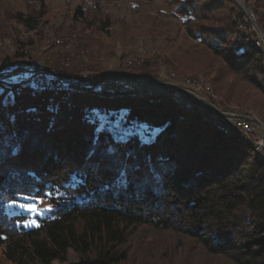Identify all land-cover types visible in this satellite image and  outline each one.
Returning a JSON list of instances; mask_svg holds the SVG:
<instances>
[{
  "label": "trees",
  "instance_id": "trees-1",
  "mask_svg": "<svg viewBox=\"0 0 264 264\" xmlns=\"http://www.w3.org/2000/svg\"><path fill=\"white\" fill-rule=\"evenodd\" d=\"M23 1L0 0V40L14 23L41 32L45 0ZM86 1L54 29L75 34L83 53L105 46L87 29L126 26L99 10L102 0ZM134 2L161 4L199 42L182 48L165 34L171 59L210 79L212 102L264 123V54L243 43L235 0ZM244 2L264 31V0ZM15 43L20 57L34 42ZM54 54L51 67L83 77L58 63L66 55L56 45ZM157 63L142 60L130 73L151 74ZM94 64L91 82L67 91L34 88L36 74L21 68L0 76V264H57L70 252L79 264H264V157L197 104L117 84L101 90L107 74ZM21 196L49 204L34 226L7 208Z\"/></svg>",
  "mask_w": 264,
  "mask_h": 264
},
{
  "label": "rangeland",
  "instance_id": "rangeland-1",
  "mask_svg": "<svg viewBox=\"0 0 264 264\" xmlns=\"http://www.w3.org/2000/svg\"><path fill=\"white\" fill-rule=\"evenodd\" d=\"M242 1L244 2V0ZM12 2L19 8L24 5L23 0H12ZM45 3L48 6V12L43 18L40 33L37 34V30L27 31L23 25L14 23L13 35L0 40V61L6 57L11 58V61H9V67H3L2 70V66H0V74L5 75L4 71L14 72L17 68H21L36 74L35 76L42 77L45 76L44 74L50 73L47 71L50 70L51 74L53 73L61 76L65 78V81H70L69 85L72 86L78 81L83 83L91 82L93 77L90 76V73L92 72L90 67H93L95 65L94 62L96 61L102 64L103 73L107 74L106 80L100 85V88L103 91H106L114 84L124 88H135L139 91H146L149 93H160L159 91H163L161 93H167L170 96L172 95V98L174 97L178 103L183 104L186 107H191V105L197 104L205 112H208L209 114L213 113L207 108H202V105L194 99L185 96L182 99L177 97L175 94H172L173 91L171 89L153 87L138 81L134 77L127 76V74H135L130 73L131 71L129 68L131 66H136L145 59H154L158 61L156 64L157 66L155 65L154 72L151 74L143 73L141 76L148 79L174 81L175 83L182 84L207 98V91L210 92L213 97L218 98L212 91L210 79L203 75H194L191 71L183 70L178 63L171 59V55L167 49L168 41L165 34L176 38L182 48L195 47L199 42L188 36L184 27L180 26L179 28L175 23L176 19L162 15L160 10L166 8L161 4L160 7H157V4L149 3H140L138 6L134 0H102V8H94L93 10L96 11L99 9L103 11L113 21L124 20L126 26L123 28L122 25L117 23L108 27L106 30H101L98 24L94 25L91 29H87L86 32L88 34L95 36L105 46L104 49L93 47L89 52L86 51L83 53V51H80L74 46L75 41L71 39L75 34L71 35L70 33H65L64 35H58L54 29L60 25L67 14L71 15L80 5H84L85 7L89 6V2L86 0H45ZM244 4L246 5L245 2ZM238 6L240 7L239 4ZM246 7L253 18H250V20L259 30L260 26L257 23L256 18L250 8L247 5ZM151 15L162 17V19L164 18V20L168 21L170 25L159 26L160 24L158 22L147 20V17ZM246 16L247 15L245 14V18L248 17ZM238 21L240 20L238 19ZM253 23L248 22L249 28H253ZM16 37H21L22 39L31 38L34 42L33 45L22 50L25 51V56L15 57L18 51H20L15 43ZM58 39H62L61 42L63 43H59ZM55 45L66 55L65 59L58 60V63H60L65 69L78 67L77 69H79V71L81 70L83 77L70 76L66 72H62L60 69L50 66V63L56 60L54 54ZM96 65H98V63ZM34 70H37L36 72H38L39 75L38 73L33 72ZM35 76H33V79H35ZM192 76H196V78H190ZM56 78L59 80L58 77ZM184 79L185 81H188V79L198 81L202 85V89L194 90L192 86L185 83ZM229 105L231 109L228 112L238 113L237 111H234V108L237 106L232 103ZM260 130L262 131L261 128ZM21 205L34 206L37 211H28L25 207H21ZM7 208L13 213L29 215L31 219L25 222V225L27 226L36 225L37 221L34 220V217L43 216L50 209L49 204L45 200H32L29 196H21L20 200L8 203ZM56 263L79 264L74 252H70L65 260H56Z\"/></svg>",
  "mask_w": 264,
  "mask_h": 264
},
{
  "label": "built area",
  "instance_id": "built-area-1",
  "mask_svg": "<svg viewBox=\"0 0 264 264\" xmlns=\"http://www.w3.org/2000/svg\"><path fill=\"white\" fill-rule=\"evenodd\" d=\"M247 17V16H246ZM248 22L252 21L250 20V17L244 18V21H240V24L243 26L244 30H249V38L247 39H255L256 41H259V43H264V38L261 36L260 32L256 31V25L253 24V28H249ZM63 43V42H59ZM5 74L11 75L12 71H4ZM45 76H38L35 79H33V83H36L39 85V87H63L65 85H69L70 81H65V78L47 73L44 74ZM59 80H57V78ZM185 81V79H184ZM186 84H189V86H192L194 90H200L202 89V85L198 84V81H185ZM172 94H175L179 98H183L185 95L172 90ZM186 97V96H185ZM230 120H234V124L237 126V131L241 133H245L247 138L254 139L259 142V145L264 150V136L260 133L259 126L256 124H253L250 120H245L241 118H230Z\"/></svg>",
  "mask_w": 264,
  "mask_h": 264
},
{
  "label": "water",
  "instance_id": "water-1",
  "mask_svg": "<svg viewBox=\"0 0 264 264\" xmlns=\"http://www.w3.org/2000/svg\"><path fill=\"white\" fill-rule=\"evenodd\" d=\"M235 1L240 5V7L245 12V14L252 19V15H251L250 11L248 10V8L246 7V5L244 4V2L242 0H235ZM259 30H260L261 36L264 38V31L260 27H259ZM47 71H49L51 73L50 70H47ZM127 76L134 77L138 81L143 82L147 85L177 91V92L185 95L186 97L194 99L196 102H198L199 104L202 105V108H207L208 110L212 111L218 118H241V119L251 120L260 126V128L262 129L263 134H264V123L256 115H252V114L246 115V114H239V113L224 111L220 107H218L215 103L211 102L204 95H202L196 91H193L192 89H190V88H188L182 84L175 83L174 81L159 80V79H148L144 76H141V75L139 76L136 74H127Z\"/></svg>",
  "mask_w": 264,
  "mask_h": 264
},
{
  "label": "bare ground",
  "instance_id": "bare-ground-1",
  "mask_svg": "<svg viewBox=\"0 0 264 264\" xmlns=\"http://www.w3.org/2000/svg\"><path fill=\"white\" fill-rule=\"evenodd\" d=\"M239 26H240V29H243V26L241 24ZM245 31H247V32H246L245 37L243 38V43L246 46L253 44V45L261 48L263 51V54H264V43H259V41H256L255 39H247V38H249V30H245ZM256 31L260 32L257 27H256ZM61 41H62V39H58V42H61ZM36 71L37 70H34L33 72H36ZM36 73H38V72H36ZM38 75H39V73H38ZM0 76L5 77V75H3V74H0ZM36 77H38V76H35L34 78H36ZM188 81H192V80L188 79ZM32 84H33L34 88H36L38 90H47V91H56V90L67 91L70 89V86H71V85H65L63 87H52L51 88V87H39V85L36 83H32ZM211 115L216 118L214 120V123L216 124V126L219 130H221L225 134H229L231 132H234L238 137H240L244 141L250 143L254 147V149L256 150V152L259 156L264 157V150L259 145V142L254 140V139L247 138L245 133L238 132L237 126L234 124V120H230V118H218L214 113H211ZM245 120H248V119H245ZM253 124H256L257 126H259L255 122H253ZM259 130H260V126H259ZM260 133L264 136V134L261 130H260Z\"/></svg>",
  "mask_w": 264,
  "mask_h": 264
},
{
  "label": "snow or ice",
  "instance_id": "snow-or-ice-1",
  "mask_svg": "<svg viewBox=\"0 0 264 264\" xmlns=\"http://www.w3.org/2000/svg\"><path fill=\"white\" fill-rule=\"evenodd\" d=\"M21 207H25L28 211H37V209L34 206H24V205H21Z\"/></svg>",
  "mask_w": 264,
  "mask_h": 264
},
{
  "label": "crops",
  "instance_id": "crops-1",
  "mask_svg": "<svg viewBox=\"0 0 264 264\" xmlns=\"http://www.w3.org/2000/svg\"><path fill=\"white\" fill-rule=\"evenodd\" d=\"M153 87H156V86H153ZM159 88H161V87H159ZM161 89H163V88H161ZM159 92L161 93V92H163V91H159Z\"/></svg>",
  "mask_w": 264,
  "mask_h": 264
}]
</instances>
